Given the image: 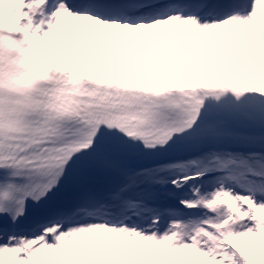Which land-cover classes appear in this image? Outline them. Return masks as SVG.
<instances>
[{
  "label": "snow or ice",
  "instance_id": "snow-or-ice-1",
  "mask_svg": "<svg viewBox=\"0 0 264 264\" xmlns=\"http://www.w3.org/2000/svg\"><path fill=\"white\" fill-rule=\"evenodd\" d=\"M0 264H264V0H0Z\"/></svg>",
  "mask_w": 264,
  "mask_h": 264
}]
</instances>
